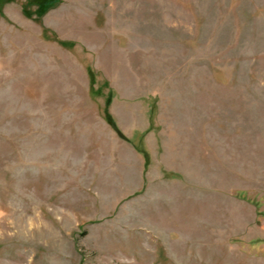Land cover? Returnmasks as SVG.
<instances>
[{
  "label": "rangeland",
  "instance_id": "obj_1",
  "mask_svg": "<svg viewBox=\"0 0 264 264\" xmlns=\"http://www.w3.org/2000/svg\"><path fill=\"white\" fill-rule=\"evenodd\" d=\"M0 264H264V0H0Z\"/></svg>",
  "mask_w": 264,
  "mask_h": 264
},
{
  "label": "trees",
  "instance_id": "obj_2",
  "mask_svg": "<svg viewBox=\"0 0 264 264\" xmlns=\"http://www.w3.org/2000/svg\"><path fill=\"white\" fill-rule=\"evenodd\" d=\"M106 117L111 123L113 122L111 116L108 114V111H106Z\"/></svg>",
  "mask_w": 264,
  "mask_h": 264
}]
</instances>
